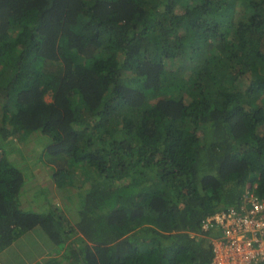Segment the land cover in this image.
I'll use <instances>...</instances> for the list:
<instances>
[{
  "label": "trees",
  "instance_id": "trees-1",
  "mask_svg": "<svg viewBox=\"0 0 264 264\" xmlns=\"http://www.w3.org/2000/svg\"><path fill=\"white\" fill-rule=\"evenodd\" d=\"M31 142L49 213L23 207ZM245 187L264 196V0H0V264L38 227L61 247L36 264H214L191 233Z\"/></svg>",
  "mask_w": 264,
  "mask_h": 264
},
{
  "label": "built area",
  "instance_id": "built-area-1",
  "mask_svg": "<svg viewBox=\"0 0 264 264\" xmlns=\"http://www.w3.org/2000/svg\"><path fill=\"white\" fill-rule=\"evenodd\" d=\"M201 233L210 238L214 264H264V196L246 191L238 205L204 218Z\"/></svg>",
  "mask_w": 264,
  "mask_h": 264
},
{
  "label": "rangeland",
  "instance_id": "rangeland-1",
  "mask_svg": "<svg viewBox=\"0 0 264 264\" xmlns=\"http://www.w3.org/2000/svg\"><path fill=\"white\" fill-rule=\"evenodd\" d=\"M51 99H52L51 94L46 95L47 101H50ZM38 149H39V144L37 142H31L26 147V150L28 152L27 159L29 160V163L27 162V160L25 162V163L29 164L26 167V174H27L26 180L29 178V176L33 175L31 177V183L39 181L40 184H39V186H38V184L36 185L37 187L34 188L32 194L30 195L31 198L29 199L28 206L23 203V207L26 209H29V210L37 211L39 213H49L54 208V205H61L60 208L62 207V196H60V194L58 193L59 194V195L57 194L58 201H57V203H55L54 201L51 200V199L54 200V197L53 196L50 197L48 195V193L51 192L50 191L51 183L49 182V180H51V179H49V176H50L49 169L46 168V166H44L41 163V161H43V160H41L42 159L41 155L37 156L39 154ZM31 159H32V162H30ZM35 163H36V165H32ZM78 175H80V172H77V176ZM77 180H79V182L81 183V181H84L85 179L77 178ZM25 184H26V182H25ZM25 184H24L22 191H21L22 197L24 194V193L22 194V192L25 191V188L27 187V184L26 185ZM85 185H88V183L84 184V186ZM248 190H252V189L245 187V192ZM74 197H76V196H74ZM79 198H80V195L78 196V200H79ZM68 216L70 217V219H69L70 225L74 226L75 222H76V221H73V220H75L74 216H71L69 213H68ZM36 231H35V233H36L35 236H29V238H25V240H23V242L17 243V246L15 247V249H17L18 251H21V253L22 252H31V251H32V253H34L37 250L38 246L32 250L31 245H34L38 241V238H37L38 234L40 236H42V234H46L44 231H42V229L40 227H38V229ZM43 236H45V235H43ZM80 236H82V234L79 232L72 234V236L68 239V242L73 243V239L78 238ZM47 238L49 240L50 248L55 251L59 245L57 246V245L53 244L51 242V239L49 237H47ZM47 238H45V241L47 240ZM22 245H24V246H22ZM27 247H29V249ZM59 247H61V246H59ZM10 249H12V248H10Z\"/></svg>",
  "mask_w": 264,
  "mask_h": 264
},
{
  "label": "crops",
  "instance_id": "crops-1",
  "mask_svg": "<svg viewBox=\"0 0 264 264\" xmlns=\"http://www.w3.org/2000/svg\"><path fill=\"white\" fill-rule=\"evenodd\" d=\"M28 203H29V200H28ZM35 235H36L35 232H32V231L28 232L18 239V243L23 242V240H25V238H29V236H35ZM37 238H38V241H40L41 245H39L37 250L33 253V259L29 261V264H36V262L41 261V260L49 257L50 254L48 252H50V251L54 252V250H52L50 248L48 239L45 241V238L40 236L39 234H38ZM16 246H17V243L15 242V244L10 247L12 249L9 248L10 250L7 249L4 251L5 255H6V262H7L8 258L10 259V258H12V257L14 258L16 256L14 258V261H17V259L20 258V256H23L25 254H30V252H22L21 253V251H18L17 249H15ZM22 246H24V245H22ZM27 248L29 249V247H27ZM15 250L19 252L18 255H15L16 253L13 254Z\"/></svg>",
  "mask_w": 264,
  "mask_h": 264
},
{
  "label": "clouds",
  "instance_id": "clouds-1",
  "mask_svg": "<svg viewBox=\"0 0 264 264\" xmlns=\"http://www.w3.org/2000/svg\"><path fill=\"white\" fill-rule=\"evenodd\" d=\"M221 208H225V207H219L216 211H218V210L221 209ZM216 211H215V212H216ZM215 212H214V213H215ZM212 214H213V213H212ZM209 215H211V214H209ZM207 216H208V215H207ZM207 216H206V217H207ZM206 217H205V218H206ZM202 221H203V219H202ZM202 221H201V223H202ZM81 234H82V233H81ZM191 235H192V237H193V236H196V235L204 236V235H202V233H201V224H200V231H199V232H196V233H191Z\"/></svg>",
  "mask_w": 264,
  "mask_h": 264
}]
</instances>
